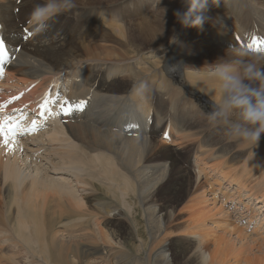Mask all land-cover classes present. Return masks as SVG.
<instances>
[{"label": "bare ground", "instance_id": "6f19581e", "mask_svg": "<svg viewBox=\"0 0 264 264\" xmlns=\"http://www.w3.org/2000/svg\"><path fill=\"white\" fill-rule=\"evenodd\" d=\"M73 2L71 11L35 33L28 19L41 0H0V37L11 49L1 83L0 119L14 110L28 116L42 112L48 93L71 103L85 102L83 110L69 118L58 115V109L46 112L43 120L49 123L32 137L18 139L0 132V249L8 255L3 264H201L204 253L207 264H264V244L240 229L219 201L220 195L235 194L222 189L227 180L249 200L258 201V208L264 205V187L250 189L235 178L248 174L264 186L263 142L221 136L215 140L209 134L194 151L200 176L210 178L206 187L200 179L195 185L190 168L179 161L183 150L177 149L194 133H180L174 118L193 127L207 118L218 98L213 76L196 74L181 60L167 65L165 56L171 55L175 38L187 31L171 15L174 9L182 10L181 0H160L146 16V5H137L133 13L127 10V0ZM252 2L260 7L256 0H220L219 7L210 2L215 14H227V22L229 17L235 22L231 28L225 23L233 37L214 26H209L213 34L197 28L221 45L207 38V47L194 46L193 57L227 63L237 58L233 49L264 67V54L248 49L254 37L264 40V29L248 10ZM115 5H120L121 15L110 14ZM258 11L264 17L263 10ZM101 16L106 34L96 29ZM205 17L215 25L208 13ZM27 33L31 36L25 39ZM115 35L123 39L112 41ZM225 42L231 49L223 50ZM147 48L154 49L152 56L164 53L159 73L166 81L159 88L174 105L169 115L167 103L151 89L143 98L132 93L134 82L151 84L142 54ZM183 91H189L195 104ZM132 120L139 126L124 129ZM235 148L249 149L253 156L241 163L240 155H231ZM219 184L220 189L215 188ZM187 197H192L190 204L193 201L186 213L190 217L179 221L177 203ZM181 231L190 239L181 238L186 235Z\"/></svg>", "mask_w": 264, "mask_h": 264}, {"label": "clouds", "instance_id": "9594fccd", "mask_svg": "<svg viewBox=\"0 0 264 264\" xmlns=\"http://www.w3.org/2000/svg\"><path fill=\"white\" fill-rule=\"evenodd\" d=\"M182 10L173 15L182 27L202 28L209 10V0H181ZM220 0H211L219 7ZM73 0H44L34 6L28 23L35 33L45 30L48 21L59 14L71 11ZM237 57L231 62L216 65L210 73L218 82L217 96L207 113L213 128H223L230 141L259 144L264 136V67L259 61L246 59L244 51H235ZM150 90L145 82L133 83L132 93L143 98ZM234 118V119H233ZM204 253L201 264H207Z\"/></svg>", "mask_w": 264, "mask_h": 264}, {"label": "rangeland", "instance_id": "374dc122", "mask_svg": "<svg viewBox=\"0 0 264 264\" xmlns=\"http://www.w3.org/2000/svg\"><path fill=\"white\" fill-rule=\"evenodd\" d=\"M13 1V0H12ZM42 2H44V0H41ZM97 1H100V0H97ZM128 1V0H127ZM159 1L160 0H151V3L150 4H148V5H146L143 9H142V13H143V16H146V15H148V14H150L154 9H155V7H157L158 6V4H159ZM256 1H259V4H258V6L260 5V7L259 8H257L256 7V5L257 4H255V3H250V5L251 4H253L254 5V7H255V9H256V11H252V9H251V7L250 8H248V10H250V12L253 14V17H255V20H256V23L257 24H259V29L261 30V29H264V17L262 16V14L261 13H259V11L258 10H263V12H264V0H256ZM19 2V1H18ZM210 0H209V10L206 12V13H204V15H206L207 13H208V15H209V18H210V21L212 22V23H215V25H211V24H209L207 21H205L204 22V24H203V31H207V29L209 30V26L210 27H212V26H214L215 28H219V29H221L227 36H230V37H233V34H232V32L229 30V28L227 27V25L225 24L226 22H227V14H220L219 15V13H214L213 12V10L210 8ZM158 3V4H157ZM152 4V5H151ZM249 4V3H248ZM12 5V4H11ZM132 7L130 6V5H127V10L128 11H130V12H133V13H137L138 12V6H137V3L134 1V2H132ZM249 5V6H250ZM13 6V5H12ZM117 6L118 5H115L113 8H111L110 9V14H112V15H116L117 16V14H119V15H121V12L122 11H120L119 10V12L116 10L117 9ZM124 10H125V8H124ZM176 10H179V9H174V11H172V14L171 15H173V13L176 11ZM94 11V10H93ZM93 11L91 12V14L90 15H92V13H93ZM209 13H211V15L209 14ZM109 14V15H110ZM118 15V16H119ZM159 15V13H156L155 14V18L157 17ZM224 15V16H223ZM103 16V15H102ZM102 16L100 17L101 19H99V25H98V28H96V29H99L100 31H103L104 32V34H106V31H108L107 30V28H105V26H103L104 25V21L105 20H103L102 19ZM107 17H106V19H110V17L108 16V15H106ZM57 17V16H56ZM55 17V18H56ZM229 17V16H228ZM55 18H53V19H55ZM105 18V17H104ZM130 19H132V18H130ZM216 19H219L220 20V22H218V23H216L215 21H216ZM262 19V20H261ZM229 22H227V23H230V24H232V25H235V22H232V21H230V17H229V20H228ZM106 22V21H105ZM122 24H123V20H122ZM221 27V28H220ZM230 28H231V26H230ZM110 29V28H109ZM199 29V31L201 30L200 28H198ZM105 30V31H104ZM187 31H185V33L182 35V37H181V34H179L176 38H175V40H174V42H173V50L170 52L171 53V55H168V56H165V59H166V61H167V65H169V64H172L173 63V61H177V62H179L180 60L181 61H183L184 63H186L188 66H189V68L191 69V71L193 70L196 74H198V73H203L204 71L207 73V74H209L210 75V73L212 72V70L216 67V65H218V64H222L223 62L222 61H220V60H218V59H206V61H203V60H201V59H199V58H194L193 57V53H194V46L195 45H199L200 47H207L208 46V44H207V42H206V40H207V38L208 39H212L213 37H211L210 35H207L206 33H204L203 31H201L202 33H204L205 35H202V34H200V32L198 33L196 30H197V28H192V27H187V29H186ZM93 32V29L92 28H89V30H88V32ZM210 31V30H209ZM262 31V30H261ZM212 34H213V32L212 31H210ZM244 34H245V32H244ZM23 34H20V36H22ZM217 35H219V34H217ZM110 35H108V37H109ZM220 36V35H219ZM184 38H186L187 40H185L184 41ZM110 39H111V37H110ZM123 38L120 36V35H115V38H113L112 39V41H120V40H122ZM213 39H215V41H216V38H213ZM184 41V42H183ZM190 41H192V42H194V43H191ZM187 42H189L190 43V46H188L187 45ZM217 42V45L218 46H220L221 44H220V42L219 41H216ZM213 44V43H212ZM220 44V45H219ZM227 44L228 43H222V45H223V50H224V48L225 49H231L230 47L228 48L227 47ZM178 46L177 48H174V46ZM229 45V44H228ZM129 47H131L130 45H127V48H129ZM249 50H252V49H250V48H248ZM148 50V51H147ZM147 50L145 51V52H142V54L144 53V59L145 58H148V57H150L151 55H152V53H151V51H153L154 49L153 48H147ZM232 51H234L235 52V50H233V49H231ZM136 51H138L137 49H136ZM254 51V50H253ZM250 52V51H249ZM256 52V51H255ZM157 54V56H159V58L158 57H156V56H152V58L151 59H148V60H145L146 62H145V65L148 67V73H149V75H150V73H151V75H154V73H152V71L154 72V71H156L157 70V76H159V75H161V76H164V77H162V82H165L166 80L164 79V78H166L165 77V75L163 74V73H159L160 72V58L162 59L163 58V55H164V53H160V52H157L156 53ZM248 54V53H247ZM140 56H142V55H140ZM161 56V57H160ZM155 57V58H154ZM157 58V59H156ZM187 60H186V59ZM169 61V62H168ZM161 63H162V61H161ZM194 65V66H193ZM208 66V67H207ZM140 67V66H139ZM156 67V68H155ZM204 68H206V69H204ZM160 69V70H159ZM148 75V76H149ZM123 84H120V86H122ZM161 85H162V83H161ZM152 87H156V85L155 84H153L152 85ZM160 87V86H159ZM160 89V88H159ZM187 90V89H186ZM188 92L189 91H183L182 92V95L184 96V97H186V98H188L189 100H190V102H192V104H195V102H193V101H191V98H190V95L188 94ZM158 95V94H157ZM162 95L163 96H166V97H168L167 95H164L163 93H162ZM179 97L181 98V96L179 95ZM162 100L163 101H165L166 103H167V109H166V113H168L167 115H169V113L172 111L173 113H174V109H173V107H174V105L172 104V102H169V98H167V99H164L163 97H162ZM181 102H183V98L181 99ZM168 106H169V108H168ZM198 107V106H197ZM178 108H180V107H178ZM195 108H196V106H195ZM196 110V112H197V114H198V110H200L199 109V107L197 108V109H194V111ZM178 113L177 114H180V113H182L183 111H177ZM187 118L189 119L190 118V115H187ZM195 118V117H194ZM174 120H175V126L177 127V129H180L181 131H180V133H182V132H192V133H194V138H192L191 139V141L190 140H188V141H186L185 142V146L184 145H180V147H179V149H177V151H180V150H183L182 152H181V156H182V158H180L179 159V161L181 162L180 164H182V163H185V160H189V162H190V165L188 166L189 168H190V170H191V173L193 174V177L195 178V185H196V181H199V179L204 183V186L206 187V185L208 186V184L210 185V181L208 180V179H203L202 178V176H200V173H199V171H200V169H199V167L197 166V162H196V159H195V161H194V154H193V152H192V154L193 155H191V156H187L186 157V155L188 154L187 153V150H191L192 151V149H194L195 148V150L198 148V146L201 144V142H203V141H205L206 139H207V136L209 135V134H211L213 137H212V139H215V140H218V138H219V136H221L219 139H223V138H227V139H229L228 137H226L225 136V134H224V129L223 128H213L209 123H208V120H207V118H205V119H203V120H199L198 122H196L195 123V125L193 126V127H189V128H187V127H185V124H182V121H181V119L180 118H174ZM184 125V126H183ZM205 131H209V134L208 133H205L204 134V132ZM216 131V132H215ZM203 132V133H202ZM200 133H202V134H200ZM217 133V134H216ZM204 134V135H203ZM224 135V136H223ZM204 136H206V138H204ZM217 137V138H216ZM263 138V139H262ZM261 138V140H260V142H263V144H264V137H262ZM194 139H196L195 141H194ZM203 139V140H202ZM229 146V145H228ZM231 146L232 147H235L236 146V143L234 142V143H231ZM232 147H230V148H232ZM263 148H264V146H262ZM261 147V148H262ZM260 148V149H261ZM175 150H176V148H175ZM185 151V152H184ZM241 152V153H240ZM258 151H256V152H253V153H257ZM232 154L231 155H240L239 156V158L241 159L239 162H247L249 159H251V157L253 156L252 155V152L249 150V149H245V150H241V149H239V148H235L232 152H231ZM242 155V156H241ZM224 158H222V159H220V160H218V162L219 163H223L224 162ZM217 161H216V163L217 164H219ZM235 162H237V161H232V164H235V166H237V163H235ZM212 163H215V161H212L211 162V164ZM213 164V165H217V164ZM238 178H241V177H238ZM250 180H251V182H250ZM225 183H228L229 184V181H227V180H225L224 181ZM223 182V183H224ZM243 182L245 183V185H248L249 187H250V189H254V190H256V189H258L259 191L262 189V187H264V186H262V185H260L259 184V181H258V179H252V178H249L248 177V174H245V176L243 177ZM254 185H253V184ZM225 184H223V186H224ZM253 185V186H252ZM258 185H259V187H258ZM217 186V185H216ZM223 186H222V189H223ZM217 187H219V186H217ZM237 187V185L235 186L234 185V189L233 190H235L236 192L238 191V189L236 188ZM261 188V189H260ZM235 192V193H236ZM244 194L246 193V192H243ZM237 195H239V194H235L234 196H232V197H236ZM193 197V196H192ZM192 197H191V199H192ZM243 198H241L242 200H241V202L238 204V206L240 207V208H243L244 209V207H245V205H244V207H243V205H241V203H242V201H244L245 200V196H242ZM191 199H190V197H187V198H184V200L183 199H180V201L181 202H178L177 203V218H179V221H180V218L181 219H188L190 216L189 215H186V213L187 212H190V211H188L189 210V207H190V205L191 204H193V201L191 202V204H190V202L189 201H191ZM189 202V203H188ZM235 202H238V200L237 201H235ZM257 204H253L254 206H253V210H252V208H251V210H249V216L250 217H252V214H253V212H254V210H257L256 212V214H255V218L254 217H252V218H254L253 220H252V223L250 224V225H248V226H243L242 227V225H240L239 223H238V221L236 220V217L238 216V214L236 213V212H234V210H235V207L233 206V202H229L227 205H226V208L228 207H231L232 206V210H228L227 209V211H229L228 213H229V216H231V218L233 219V222L235 223V224H237V226L239 227L240 226V229H244L245 228V231L248 233V234H250V236H251V238H253L254 240H256V242H257V244L259 245H261L262 243L264 244V209L262 210V208L264 207V205L262 206V207H260V208H258L257 206H259V203H258V201L256 202ZM189 204V205H188ZM246 204H250L249 202L248 203H246ZM183 205V206H182ZM257 205V206H256ZM187 206V207H186ZM192 206V205H191ZM184 209V210H183ZM188 209V210H187ZM249 209V208H248ZM183 210V211H182ZM185 211V212H184ZM184 213V218H182V215L181 214H183ZM139 216V215H138ZM181 216V217H180ZM234 217V218H233ZM243 217V216H242ZM249 217V218H250ZM140 219H141V217H139ZM246 218H248V217H246ZM142 220V219H141ZM235 220V221H234ZM251 222V221H250ZM247 223H248V221H247ZM210 225L212 226V228H215V224H212L211 222H210ZM247 227V228H246ZM216 230V229H215ZM218 231H219V229H217ZM253 230V231H252ZM255 230V231H254ZM180 234H186L185 235V237H184V235H180V236H183V237H181V238H183V239H185V240H188V239H190V238H188V237H191L190 235L188 236V234H187V232H184V231H181L180 232ZM220 234V233H219ZM221 235V234H220ZM253 235V236H252ZM196 239V238H195ZM132 240V239H131ZM130 241V240H129ZM262 247V249H263V251H264V246H261ZM3 251H5V250H2V249H0V263L1 264H3V262L4 263H6L5 261H6V256H8L7 255V252L5 251V252H3ZM241 257V256H240ZM245 258L246 257H244L243 259H242V261L244 262V260H245ZM2 261V262H1Z\"/></svg>", "mask_w": 264, "mask_h": 264}, {"label": "snow or ice", "instance_id": "6c2138e0", "mask_svg": "<svg viewBox=\"0 0 264 264\" xmlns=\"http://www.w3.org/2000/svg\"><path fill=\"white\" fill-rule=\"evenodd\" d=\"M31 33H27L25 39L30 38ZM264 44V40H258L257 38H253L252 43L248 45L250 49L260 50L259 45ZM254 45L256 46L254 48ZM9 50L6 48L5 43L2 39H0V77L3 76L4 68L3 66L10 62ZM85 107V102L80 101L79 103H71L66 99L61 98L59 94H57L54 98L51 93L46 94L44 98V104L42 105L43 111L41 115H44L46 112H50L53 109H58L57 114L60 115H71L74 111H82ZM18 127V125H17ZM15 131V129H12ZM0 132H3V128L0 127Z\"/></svg>", "mask_w": 264, "mask_h": 264}]
</instances>
